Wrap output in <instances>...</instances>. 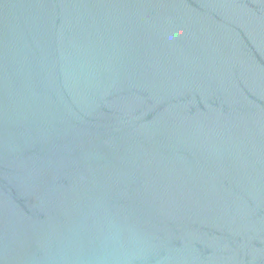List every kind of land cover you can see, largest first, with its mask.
<instances>
[{"label":"water","instance_id":"water-1","mask_svg":"<svg viewBox=\"0 0 264 264\" xmlns=\"http://www.w3.org/2000/svg\"><path fill=\"white\" fill-rule=\"evenodd\" d=\"M0 264H264V0H0Z\"/></svg>","mask_w":264,"mask_h":264}]
</instances>
